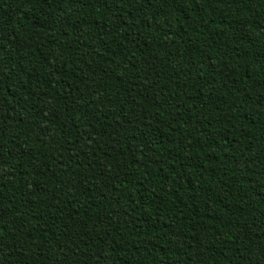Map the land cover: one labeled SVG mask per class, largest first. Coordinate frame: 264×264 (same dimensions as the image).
Masks as SVG:
<instances>
[{
  "label": "trees",
  "instance_id": "16d2710c",
  "mask_svg": "<svg viewBox=\"0 0 264 264\" xmlns=\"http://www.w3.org/2000/svg\"><path fill=\"white\" fill-rule=\"evenodd\" d=\"M0 264H264V0H0Z\"/></svg>",
  "mask_w": 264,
  "mask_h": 264
}]
</instances>
